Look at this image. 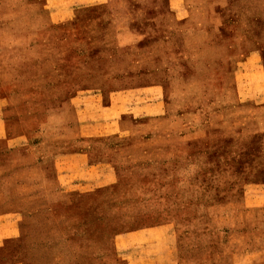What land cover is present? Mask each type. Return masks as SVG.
<instances>
[{
  "label": "rangeland",
  "instance_id": "1",
  "mask_svg": "<svg viewBox=\"0 0 264 264\" xmlns=\"http://www.w3.org/2000/svg\"><path fill=\"white\" fill-rule=\"evenodd\" d=\"M28 2L0 4L37 49L24 75L0 73V178L12 139L35 145L66 192L19 196L0 264H264V133L222 142L264 104V0ZM132 31L143 40L116 47ZM154 86L165 111L146 121L132 95ZM185 111L211 139L181 138ZM76 113L83 136L71 138ZM116 117L134 133H115Z\"/></svg>",
  "mask_w": 264,
  "mask_h": 264
},
{
  "label": "crops",
  "instance_id": "2",
  "mask_svg": "<svg viewBox=\"0 0 264 264\" xmlns=\"http://www.w3.org/2000/svg\"><path fill=\"white\" fill-rule=\"evenodd\" d=\"M0 4H3L4 8L5 5H14L15 6H24L29 4L28 0H0ZM7 10H11L10 8ZM21 14H17L16 12L13 13L9 19H1L0 18V30L1 26H3V30L9 31V34L5 35L4 38L0 37V73H8V74H25L26 65L28 63L29 58L36 59L37 58V49H35V41L36 36L35 33L33 35L28 33V24L22 21V18L19 17ZM18 19V23H17ZM31 27L35 28V26ZM1 34V33H0ZM123 35L116 36V47H125L129 44H135L139 40H143V36L135 31L131 32L132 40L131 43H123L122 42ZM4 42V43H3ZM182 73V71H181ZM143 89H135V91H139L132 95V104L134 106L142 107V112L144 113V118L147 119L146 121H150V119L154 118L156 115H163L164 114V107L166 106V102L163 96V88L160 87H147ZM138 96L136 97V95ZM91 95V94H90ZM95 96H97L95 94ZM86 99V97H85ZM99 104L104 106L103 104V97L99 95ZM76 100V98L71 99H64L58 102L56 108L52 109V112L55 110L59 111L60 102L66 104L67 107H72ZM107 111L110 113V110L113 109L116 114H118L121 107V100L118 97L111 98V100L106 104ZM59 107V108H58ZM144 110V111H143ZM112 113V114H115ZM77 114V118L73 116L69 119V123H67L69 130L72 132L71 138L74 137H81L83 136L82 131L78 124L80 118ZM121 114V113H119ZM195 112H182L180 116L187 119H190V122L185 125L183 132L180 133L181 138H191L190 140H203V139H211V134L209 135L206 132L205 128H203L199 122V118L195 121L192 119ZM117 118V117H116ZM241 121L236 124H231L228 129L225 130L223 135V139H228L229 133L235 130L240 134L246 135H256V134H263L264 133V104L260 103V105L255 106L252 108V113L250 115L242 116ZM117 118L112 120L111 122L114 124V132L115 133H134V124L132 123L131 130H124L123 129V121ZM134 119V118H133ZM155 121V119H154ZM46 122L49 123V115L46 117ZM46 123V124H48ZM110 127L107 124V130ZM234 128V129H232ZM2 129V128H0ZM4 129V127H3ZM2 129V130H3ZM112 131V132H113ZM188 131V132H187ZM153 132V131H150ZM4 133V132H3ZM109 134L110 131H107ZM184 133H188L183 135ZM1 134V133H0ZM155 134V131H154ZM85 135V134H84ZM163 137L166 139V133L163 134ZM13 142L12 139L9 140L8 144V154L9 158L13 160V157L17 160H14V163H11L8 167L6 172L0 178V245L3 244L4 239H6V235L15 233L17 226L12 224V221L21 217V214L18 210L21 209L22 198H19L21 195H28L27 189L28 187L34 188L33 190L37 191L41 190L46 184L47 186L53 187L56 191V195H59L60 192H66V190L62 187L61 181L58 178L52 179L48 176L46 170L44 169L42 163L40 162L39 158L37 157L35 151V145L33 146H26L25 143L16 145L17 147H12ZM13 148V149H12ZM87 169V167H85ZM34 171L38 174V179L34 180L30 177V172ZM13 178L15 180L12 182ZM23 189V190H22ZM26 190V191H25ZM16 207V208H14ZM246 213V212H245ZM5 235V236H3Z\"/></svg>",
  "mask_w": 264,
  "mask_h": 264
}]
</instances>
